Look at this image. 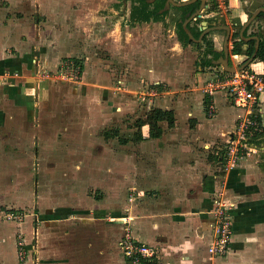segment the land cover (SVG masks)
Listing matches in <instances>:
<instances>
[{
  "label": "crops",
  "instance_id": "obj_1",
  "mask_svg": "<svg viewBox=\"0 0 264 264\" xmlns=\"http://www.w3.org/2000/svg\"><path fill=\"white\" fill-rule=\"evenodd\" d=\"M262 8L264 0H229L226 12L209 10L197 26L201 30L204 19L208 26L230 27V64L241 65L255 51L256 40H241L239 55L233 54V38L237 35V41L241 39L240 30L257 13L244 36L258 35L261 49ZM225 32H214V48L220 55L212 66H198L194 60L198 72L192 80L183 78L184 66L164 64L161 54L154 59L149 53L154 45L139 48L143 58L139 57L141 67L135 71L139 72L141 89L143 83L151 84L146 85L144 94L154 100L155 107L137 120L131 96L140 98L142 92L136 96L133 84L128 83L120 98L117 95V105L115 89L119 88L112 87L110 72L93 73L91 65L85 67L76 88L40 81L36 66L28 59L29 48L23 47L27 41L9 19L0 21V164L9 158L17 165L7 170L14 172L21 171L18 163L32 159L43 165L42 182H37L41 190L38 201L34 183L23 189L16 180L0 183V264H24L18 255L19 236H24L27 248L29 245L37 252L40 264H126L118 246L126 230L140 242L157 247L165 264H264V157L242 159L238 167L222 174L219 159L209 155L215 143L233 139L236 123L245 113L225 92L211 96L202 89V80L206 82L212 72L224 70L215 61L223 56ZM131 52H125L128 61L132 60ZM246 68L264 73V61L257 58ZM183 80L192 83L185 94L179 87ZM174 91L181 96L167 99ZM71 94L82 98L64 106V99ZM109 99H113L110 104ZM206 102L209 106L213 103L216 115L208 113ZM260 104L264 132V94ZM157 110L172 113L173 125L156 118ZM116 114L128 124L129 120L137 121L138 141L124 140L122 150L112 147L114 138L107 141L99 137L100 128L107 127L104 123ZM151 122L156 131L153 135ZM64 149L66 153L61 152ZM35 175L32 172L30 176ZM131 187L137 189L135 201L129 200ZM91 188L100 190L101 197H92L87 190ZM24 191L27 200L19 197L20 201L18 196ZM220 191L224 203L232 206L233 237L230 252L213 262L207 248L214 236L211 212L221 200ZM37 203V215L42 216L39 225L37 215L24 212ZM15 209L26 213V218L7 220L5 215ZM35 228L38 240L34 239Z\"/></svg>",
  "mask_w": 264,
  "mask_h": 264
},
{
  "label": "rangeland",
  "instance_id": "obj_2",
  "mask_svg": "<svg viewBox=\"0 0 264 264\" xmlns=\"http://www.w3.org/2000/svg\"><path fill=\"white\" fill-rule=\"evenodd\" d=\"M176 1L180 2L182 0ZM207 4L209 8L203 13L205 17L208 15L206 13L209 10L217 14H221L222 11L226 12L229 9V0H208ZM132 6H134L133 0H0V21L5 23L6 20L9 19L10 23L13 25V28L18 29V32H20L19 35H22L23 41H27L23 43V47L24 49L29 48L27 53L29 55L28 59L31 60V62L36 66L37 79L40 81L46 80L48 83L50 81V84L53 82V84H57L58 86L71 85L73 88H76L81 85L84 72L86 70L85 67H87V65H91L93 67V73L94 71H96L98 74L101 73V71L110 72V76L112 78H109L113 83L112 87L119 88L115 89L117 94L116 98H114V102L117 103V105L119 103L118 97L120 98L121 96L120 93L122 91L128 90V83H131V85L133 84L131 87L136 89V92H134L136 93V96L140 95L138 91L142 92L140 98H134L133 95L131 96V102H135L134 104L137 106L134 117L138 115L137 120H141L142 118L144 119V113L146 114L149 110L155 107V102L150 97H145L146 95L144 94L148 91L146 89V85L148 86L150 83H143V89L140 88L142 83L138 81L140 80L138 79L139 72L135 71V69H139L141 67L139 66L141 63L139 57L143 58L142 53L139 54V48L144 45H146V47H152L154 45V48H149V53L153 58L157 54H161L160 58H163L162 61L164 64L170 65L174 63L177 66H184L182 68L187 69V71L185 72L181 69V72L184 75L183 78L192 80L195 78V74L198 72L194 65V60L200 64L204 58L203 52L206 48V45H202L201 48H198L193 44L184 46L180 42L178 28L176 25V20L179 17V12L177 10H170L162 21L152 20L149 23H134L130 17ZM199 22L200 19H198V21H193L191 24H193V26H197L200 24ZM214 34V32H211L208 35V38L213 40ZM213 44H215L214 40ZM30 45L33 46L32 49L30 48ZM130 50L132 51L130 54L132 60L128 61V57L125 55V52ZM41 56L44 58L42 59ZM74 58H78L82 61L84 60L86 63L83 61V65L80 64L82 68L80 65L78 67L71 66V63H68L67 60H73ZM47 61H49L51 64H48ZM92 62L93 64H91ZM169 74L172 75L170 72ZM135 77L137 78V81ZM146 78L147 76L144 77L145 80ZM191 84V81H181L179 84V87L182 88L181 93L185 94L188 92ZM205 84V80H202V89ZM179 94L180 93L177 91L171 92L168 94L167 99H176L178 96H181V94ZM76 95L71 94L69 97H66V99H64L65 102L63 103L64 106H71L73 101L81 100L82 97H77ZM61 96L64 97V93H61ZM105 97H107V95H105ZM52 100L54 101L56 98L53 97ZM108 101L110 104L113 102V99H109ZM124 102L126 103V100L122 101V103ZM257 108L259 110L254 112L255 117L259 116V112L262 113V107L258 106ZM208 113L211 116L216 115L215 109L214 111L213 109H211V111L208 110ZM245 116L246 115L244 113L240 119H243ZM134 120H129L131 124H128V120L126 118L123 120L122 118H118L116 114L115 118L112 117L110 121L104 123L107 125V127L102 126L100 128L99 137L104 138L107 141L108 139L114 138L115 142L112 144V147L116 146L119 148V150H122L124 147V143L122 142L124 140L131 142L138 141L136 135L137 131H135L137 127V121L136 119ZM239 121L236 123V127L233 132L234 138H236L239 133ZM154 133H156V131H154L153 128V134ZM252 139L254 138L252 137ZM259 139L261 140V143L254 146L253 142V150H247L248 154L245 155L243 160L250 158L253 159L255 156L257 158L264 157V137H260ZM223 142L224 141L215 143L216 146H214L209 152L210 157L215 158L213 153L221 152V149L224 148L223 144H225ZM227 144L228 142L225 145ZM61 152L66 153V150H61ZM241 161L242 160L236 163L233 167H227L225 162H221V168L219 171L222 172V174H225V171L228 172L230 169H235L238 167ZM2 163L3 164H0V183L3 182V184H5L6 182H11L10 180H12V182L16 180L18 181L21 189L30 186V183H34V190L36 192L34 197H36L38 201L40 198L38 197L39 192L41 193L39 186L42 182L41 172L43 165L37 161H34L33 163L32 159L31 162L25 164L18 163L21 171L14 172L13 170L15 169L7 170V167H10V169L15 168L17 165L16 163L10 162L9 158ZM32 172L37 175L31 177L30 175ZM39 181L40 184L38 183L37 185V182ZM62 184L64 185L65 181ZM130 189V193L132 195L130 196L131 198L129 200L133 199L135 201V198L138 196L135 195V197H133V193L137 192V189L136 187H131ZM87 190L89 193H91L92 197H101L100 190H94L93 188ZM87 190H85V192ZM26 195L27 193L24 191L23 194L18 196V199L21 201L19 197H24V199L27 200ZM84 195L85 194H83V196ZM218 195H221L219 196L221 198L219 202L223 203V191H220V194ZM29 197L32 198V195L29 194ZM228 206L230 207L229 210H231L232 206L230 204H228ZM38 207L39 206L37 203L36 206L32 207L31 210L24 209V212L28 213L30 216L34 215V217H36V210ZM17 211L22 212V210L19 209ZM26 213H24L23 219L26 218ZM211 213L212 216L213 211ZM232 214L230 215L233 221ZM5 218L9 220L7 215H5ZM36 218V224H42L40 219L42 218L41 214L38 216V221ZM36 230L37 228H35V232L33 234L34 239H36L38 236ZM22 238L24 241L22 247L26 252V260H24V264H40V257L38 256L37 252L35 251L33 253L31 251L32 249H30L32 247H29L28 245L30 250V253H28V242L24 236ZM125 238L126 240H138L136 237H133V234L130 231L126 230L123 232V235L119 239L118 246L124 260V251L121 243ZM213 239L214 236H212L210 243ZM18 244L19 239L17 241V245ZM142 244L153 248L155 255L158 256L156 257L157 264H165L164 258H162L163 254L157 247L150 246L145 243ZM207 252L210 260L213 262H219L220 258H222L221 256H216V254L212 255L209 250H207ZM125 263L127 264L126 260Z\"/></svg>",
  "mask_w": 264,
  "mask_h": 264
},
{
  "label": "built area",
  "instance_id": "obj_3",
  "mask_svg": "<svg viewBox=\"0 0 264 264\" xmlns=\"http://www.w3.org/2000/svg\"><path fill=\"white\" fill-rule=\"evenodd\" d=\"M75 59L78 58L67 61L71 63V66L78 67L79 64ZM217 91H223L228 94L236 106L245 110L246 116L239 121L238 136L236 138L233 137L223 148L224 162L227 167H233L248 154L247 150H253L250 140L254 134L262 132L260 123L257 117H255L254 112L259 110L257 107H260V103L262 102L264 73H256L248 68L235 73H228L224 70L212 72L207 78L204 92L213 96ZM209 107L210 111L211 109L214 111L213 103ZM229 208L228 204L218 202L213 210L214 239L208 246V250L212 255L216 254V256L223 257L230 252V243L233 237V221L230 215L232 212H230ZM6 215L9 220L22 221L24 218V214L17 210L10 211ZM23 242V238L19 236L20 263H23L25 260L26 252L22 247ZM121 245L127 264H157L156 257L158 256L155 255L153 248L142 244L140 241L135 239L126 240L125 238Z\"/></svg>",
  "mask_w": 264,
  "mask_h": 264
},
{
  "label": "trees",
  "instance_id": "obj_4",
  "mask_svg": "<svg viewBox=\"0 0 264 264\" xmlns=\"http://www.w3.org/2000/svg\"><path fill=\"white\" fill-rule=\"evenodd\" d=\"M134 1V6H132L131 9V14L130 17L132 19V21L134 23H146V22H150V21H162L163 18L169 13V10L164 11L162 13H160V10L164 7L165 1L166 0H154V2H148V0H133ZM199 6V2L191 4V5H187L184 7H180V8H175L176 10L180 11L181 14V20H184V18H187V13L189 11V13L195 11V9ZM200 23V22H199ZM178 26V36H179V40L180 42L186 46L189 44H193L196 45L198 48L202 45H206L205 50L203 52V60L200 62H196V65H201V66H212L213 65V60H216L218 58V56L220 54H218V52L215 50L214 48V44H213V40L209 39L208 36H204L202 43H196L193 42L192 40H190L189 36L187 35V33L185 32V30L183 29L182 23L178 22L177 24ZM188 28L191 30L192 34L194 35L195 38H198L200 36V34L202 33L201 30H199V27H193L191 26V24H188ZM238 36L235 35L234 36V46H233V54H241L242 53V46H241V42L237 41ZM262 46V45H261ZM252 49V48H251ZM250 49V51H248V54H252V50ZM249 54V55H250ZM257 58H260L262 61H264V44L261 47V49L258 52ZM75 61L80 65H83V61L82 60H78L75 59ZM80 65V67H81ZM82 68V67H81ZM206 106H209V103L206 102L205 103ZM156 118L158 119H162V120H167L169 122L170 125H173L174 121H173V115L172 113L168 112V111H162V110H157L156 111ZM259 123H261L259 116L257 117ZM151 126V133L153 135V128H154V123L151 122L150 123ZM139 137L140 134H139ZM260 137H264V132H256L253 136L254 139L250 140V143L254 144L253 145H257L259 143H261L260 141ZM215 159H219L218 161L220 162H224V150L221 149V152H215L214 154Z\"/></svg>",
  "mask_w": 264,
  "mask_h": 264
},
{
  "label": "water",
  "instance_id": "obj_5",
  "mask_svg": "<svg viewBox=\"0 0 264 264\" xmlns=\"http://www.w3.org/2000/svg\"><path fill=\"white\" fill-rule=\"evenodd\" d=\"M199 1L200 2V6L199 8L187 19L184 20L183 22V29L185 30V32L187 33V35L189 36L190 40H192L193 42H202L203 37L206 34H209L210 32H215V31H219V30H226L227 35L224 39V49H223V56H221L216 62V64L221 65L223 67V69L226 72L229 73H235L237 71H241L243 69H245L248 65H250L254 60L257 59V54H258V50H259V46H260V37L258 35H252L251 37H245L244 36V30L251 25V23L255 20L256 18V14H254L250 20H248L246 22V24L243 26V28L240 30L239 35L241 37V39L239 40V42H241V40L244 41H248L251 38L256 40V46H255V51L253 52V54L248 57L243 64H239L237 66H234L232 64H230V50L228 47V42L231 36V29L228 26H225V28H218V26H208L209 23L206 20H203L201 22V35L199 36V38H195L194 35L192 34L191 30L188 28V24L190 21L194 20V19H202L203 18V13L206 11V9L208 8V4H207V0H184L181 2H177L176 0H166L164 7L162 8V10H160V12H164L167 11L171 8V6H175V7H184L187 5H191L195 2ZM148 2H154V0H148ZM262 11L264 12V8H262ZM240 55V54H239Z\"/></svg>",
  "mask_w": 264,
  "mask_h": 264
},
{
  "label": "flooded vegetation",
  "instance_id": "obj_6",
  "mask_svg": "<svg viewBox=\"0 0 264 264\" xmlns=\"http://www.w3.org/2000/svg\"><path fill=\"white\" fill-rule=\"evenodd\" d=\"M208 1V0H207ZM166 2V1H165ZM178 2V1H177ZM181 2V1H180ZM165 5V4H164ZM175 8H180V7H175V6H171V8L169 9V11L171 10V9H175ZM196 9H198V7L196 8ZM196 9H195V11H196ZM162 10V9H161ZM176 10V9H175ZM195 11H193V12H191V13H189V11H188V13L186 14L187 15V18H189ZM161 13V12H160ZM180 17H181V15H180ZM186 18V19H187ZM185 19V18H184ZM193 21H198V18L197 19H194V20H192V21H190L189 22V24L190 23H192ZM178 22H181L182 24H183V21L181 20V18H179V19H177L176 20V25L178 24ZM183 26V25H182ZM177 28H178V26H177ZM225 35H226V32H225Z\"/></svg>",
  "mask_w": 264,
  "mask_h": 264
}]
</instances>
